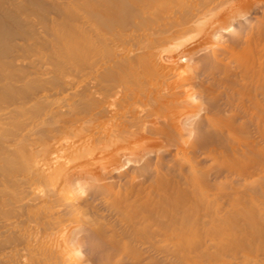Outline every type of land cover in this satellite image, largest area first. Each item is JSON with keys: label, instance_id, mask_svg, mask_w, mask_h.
Masks as SVG:
<instances>
[{"label": "bare ground", "instance_id": "1", "mask_svg": "<svg viewBox=\"0 0 264 264\" xmlns=\"http://www.w3.org/2000/svg\"><path fill=\"white\" fill-rule=\"evenodd\" d=\"M159 48L178 70L182 56L192 63L206 150L220 172L249 182L252 193H238L255 201L264 0H0V264H264V208L242 207L194 162L177 180L155 174L117 188L123 161L151 178L160 140L177 136L174 113L186 104L159 85ZM112 95L142 98L163 119L139 112L136 124L101 109Z\"/></svg>", "mask_w": 264, "mask_h": 264}, {"label": "rangeland", "instance_id": "2", "mask_svg": "<svg viewBox=\"0 0 264 264\" xmlns=\"http://www.w3.org/2000/svg\"><path fill=\"white\" fill-rule=\"evenodd\" d=\"M235 26L237 27V26H239V24H236ZM235 29L236 28L233 29V27H232V30H235ZM229 30H231V28ZM223 31H217L215 33V36H216L215 40L217 42L223 40V38L226 35L228 36V34H230L229 31L228 32L226 30L224 32ZM244 34L246 35V33H244ZM223 35H224V37H223ZM243 39H246V36L243 35ZM167 52L168 51L166 49H164V48H159L157 50V52H156V59H157V61H160V63H161V70H160L161 74L159 76V85H160L161 88H163V90L165 89L164 90L165 92H167V90H168L167 93H172L173 92L172 94H175V96H177V97H178L179 94H180V96L184 95L183 97L179 96L178 98L179 99L181 98L180 100L184 101V104H186V105H184L185 107L184 106L181 107L182 110L178 109L179 111L178 110L176 111L177 114L174 113L176 115V117H177L176 120H178V121H176L177 123L175 122V125H176L175 126L176 127L175 130H177V131H175V133H177L178 137L176 136V138L171 139L173 141H171V140L170 141H163L162 139L160 140L161 149L159 150V157L161 156L162 159L157 164H155V161H154V164L152 165L153 166L152 168L154 169L153 170L154 173L152 174L151 178H148L146 180H142V178L138 176V174H139L138 170L131 163V161H127V160L123 161L121 165H122V168H124V169L122 170V168H121L120 171H119V175H121L123 179L121 178L120 183L119 182L117 183V188L121 189V191H123L124 188H127L129 186V183H130L131 179L133 180V177H137L135 179L136 180L135 184H137L136 187L147 186L149 184L150 180L153 178V175H155V174H159V176H162L164 174L163 177L165 179H167V178L168 179H172V177H173V179H175V177H176V180H177V179H179V176H177V175H180L179 173H181V172L184 173L185 172L184 174H188V170H190L191 165L193 166V164H195V165L197 164V166H195V167L197 168L198 172L203 173L207 177L208 181L211 184L219 185V187H221V189H223V187H225L226 182H227L228 186L225 187L224 189L227 188V190H229V191L231 190L232 193L234 192L233 193L234 195H237V194L239 195L240 194L239 196H241L242 193H238V191L239 190L242 191V189L243 190L245 189L246 191H249L247 193L251 194L252 193L251 190H250L251 187L249 186V188H248V185H250L248 181H244V182L242 180L241 181L240 180L237 181L236 178L230 177V175H227V173L225 175V173L220 172L219 167H218L215 159L213 160V158H211V157H213L211 152L209 153V151L206 150L208 148H207V146L205 147L204 135L203 134L201 135V131L199 130L200 127H203L202 129H204L205 126H206V120H205V118L203 116L204 112H205V106L206 105L203 104V101H201L200 98H198L199 97L198 93L197 94L195 93V92H197V90L195 88H192V87L190 88L191 81H192V79H191L192 77L191 76L194 75V77H195L196 73L195 72L193 73V71H190V70H193L192 66H191L192 63H190L188 60H184L185 57H183V56L180 59L182 62L180 61V63H179V66L181 67V65H182V67H181L180 70H178V68L174 64H172L171 60L173 59V56L169 55V53H167ZM187 65L191 66V69H190V66H188V68H189L188 73H187L188 68H186ZM185 68L187 69L186 72L184 71ZM180 72H182V73H180ZM187 74H189V75H187ZM160 83H162V84H160ZM193 91H194L195 94L193 93ZM109 96L106 97L107 101H106V99H105L106 102L104 101L105 102L104 106L105 105L106 106L102 107L103 106V104H102L100 108L108 110V112L110 111L111 113L115 112L113 114H116V112H119L117 114L121 113L120 115L123 114L122 116L126 115L125 117H127V115H128L127 119L131 118V120H132L133 118H136V121H138L136 124H139V123L141 124V121L139 122V118L137 116V115H139L138 113L139 112H140V114L143 113V116H144V114L147 112V110L151 107V104L149 102H147V101L145 102L144 99L138 98L137 96L136 97L134 96V98H131V99L123 98L122 101L120 103L118 102L117 104L114 103V101L115 102L117 101L115 99L117 97H114L113 95L111 97H109ZM185 99H187V100H185ZM198 99H199V101H198ZM201 103L203 105H201ZM188 113H190V114H188ZM134 115L136 117H134ZM146 115H147V113L145 114V116ZM199 115H201V116H199ZM160 117L161 116H159V118H158V116L156 117V115L155 116L154 115H151V116L147 115V117H144V118H147V119H144V121L149 123V120H150V122H152L153 120L156 121V119H158L159 122H160L163 119L162 117L161 118ZM112 118H114V116H112ZM105 119L106 118H103V119H101V121L103 122V121H108L109 120V119L108 120L107 119L105 120ZM140 119H143V117L141 116ZM202 119H203V121H202ZM146 120H148V121H146ZM201 123H202V125H201ZM82 133H84V132H81V130L78 129V131L75 134L80 136V135H82ZM144 134L147 135V132L145 131ZM67 135L69 136V133ZM70 135H72V134H70ZM127 135L128 134H125V136H127ZM95 138H93L94 140L91 139L90 141L86 137L84 139L88 140L87 143L91 142V145H92L93 149L99 150L101 147L104 146V144L102 143L103 140L101 141L100 139H95ZM164 156H166V157H164ZM184 157H185V159H184ZM188 157H190V158H188ZM155 158L156 157H154L153 159L155 160ZM164 158H165V160H164ZM185 160L187 162H190V163L194 162V163L193 164L186 163ZM128 162L130 163L131 166L129 165ZM156 168L158 170H156ZM180 168H181V171L179 170ZM155 170L158 173H155L156 172ZM126 171H128V172H126ZM130 171L133 172V173H131ZM165 175L166 176L168 175V176L166 177ZM123 176H126V177H123ZM225 176L227 177V180H226ZM230 178L233 179L234 184L235 185L237 184L236 186L238 188L235 185H234L235 187H233V189H232V187H230L231 186V185H229ZM224 180H226V181H224ZM139 182H140V184H139ZM241 182H243V183H241ZM246 185H247V187H245ZM259 191H260V193H259ZM257 193L258 194H256V195L259 196V194H260V196L259 197L256 196L257 198L256 197H255L256 199L254 198V200H255L254 202L249 200L250 199L249 197L243 198L241 196V198L246 199L245 202L243 203V205L241 203V206L246 208V209H249L252 206H256V205L264 208V185H262L261 187L258 188V192ZM259 198H260L261 201L259 200ZM256 203H259V204H256ZM260 210H262V208ZM263 211H264V209H263ZM106 213H108V212H106ZM108 214H106V216H110V218H111L112 214L111 213H108ZM111 220H114V219H111ZM242 220H241V223L243 222L242 224H244V225H246L247 224L246 222L249 221L248 219H245L244 221H242ZM259 255H260L261 258H264L263 254L260 253Z\"/></svg>", "mask_w": 264, "mask_h": 264}]
</instances>
